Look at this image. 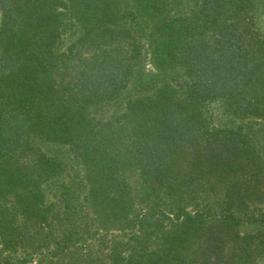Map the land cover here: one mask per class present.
<instances>
[{"label": "trees", "instance_id": "16d2710c", "mask_svg": "<svg viewBox=\"0 0 264 264\" xmlns=\"http://www.w3.org/2000/svg\"><path fill=\"white\" fill-rule=\"evenodd\" d=\"M174 3L0 0V264H264V31Z\"/></svg>", "mask_w": 264, "mask_h": 264}, {"label": "rangeland", "instance_id": "374dc122", "mask_svg": "<svg viewBox=\"0 0 264 264\" xmlns=\"http://www.w3.org/2000/svg\"><path fill=\"white\" fill-rule=\"evenodd\" d=\"M173 3H174V6L173 5L171 6L172 16L179 14V13H184V12L193 10L196 0H175V1L173 0ZM253 4H254V11H255V16H256L258 26L260 29L264 31V0H253ZM144 70H145L144 78L146 79L151 77V75L156 72L154 68L152 67L149 58L145 61ZM137 77L138 75L135 74L134 79H137ZM117 110H119V112L121 110V108H119L118 103L94 104L91 107V112H92L91 117L96 122L99 121V119H106V118L109 119L111 118V116L119 113L117 112ZM43 144H44L43 149H45L48 153H51V152L54 153V151L56 150L55 148H59L56 145H53L52 143L45 142ZM125 175L127 177H131L130 172L125 173Z\"/></svg>", "mask_w": 264, "mask_h": 264}]
</instances>
